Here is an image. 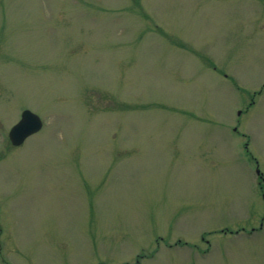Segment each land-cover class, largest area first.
Returning a JSON list of instances; mask_svg holds the SVG:
<instances>
[{
    "label": "rangeland",
    "instance_id": "obj_1",
    "mask_svg": "<svg viewBox=\"0 0 264 264\" xmlns=\"http://www.w3.org/2000/svg\"><path fill=\"white\" fill-rule=\"evenodd\" d=\"M176 239L264 264V0H0V264H182Z\"/></svg>",
    "mask_w": 264,
    "mask_h": 264
},
{
    "label": "water",
    "instance_id": "obj_2",
    "mask_svg": "<svg viewBox=\"0 0 264 264\" xmlns=\"http://www.w3.org/2000/svg\"><path fill=\"white\" fill-rule=\"evenodd\" d=\"M41 127L40 118L31 111L24 110L20 120L10 129L8 138L13 146H19L26 138L37 133Z\"/></svg>",
    "mask_w": 264,
    "mask_h": 264
},
{
    "label": "flooded vegetation",
    "instance_id": "obj_3",
    "mask_svg": "<svg viewBox=\"0 0 264 264\" xmlns=\"http://www.w3.org/2000/svg\"><path fill=\"white\" fill-rule=\"evenodd\" d=\"M10 143V142H9ZM11 147H15L10 143ZM261 228V224L259 226ZM256 229H252V232H254ZM221 231V232H220ZM219 232H213L211 234H233L234 232L227 231L226 230H220ZM210 233H205V235H211ZM160 240H163L162 238H159ZM156 242V241H155ZM165 247L168 251L167 254H169L172 257H169V261L173 260V253L170 250H173L174 248H184L186 247L185 253L182 255V264H194L196 261H205L206 260V255L209 252V247H207L205 250H197V249H192L189 246H186V242H182L180 239H176L172 244L170 242L165 241ZM156 245L158 246V241L156 242ZM157 254V252H156ZM154 256V255H153ZM151 256V257H153ZM144 255H137V259L135 261V264H140V260L144 259Z\"/></svg>",
    "mask_w": 264,
    "mask_h": 264
}]
</instances>
